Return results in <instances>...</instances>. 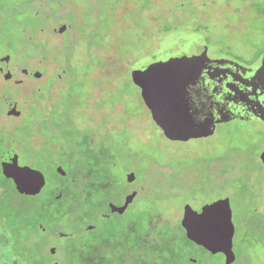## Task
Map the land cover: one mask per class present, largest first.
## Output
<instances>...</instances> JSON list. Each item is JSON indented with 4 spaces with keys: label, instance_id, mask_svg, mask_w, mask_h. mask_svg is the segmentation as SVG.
<instances>
[{
    "label": "rangeland",
    "instance_id": "1",
    "mask_svg": "<svg viewBox=\"0 0 264 264\" xmlns=\"http://www.w3.org/2000/svg\"><path fill=\"white\" fill-rule=\"evenodd\" d=\"M64 1L62 8L45 19L32 15L40 3L36 0H0V56L8 55L10 64L18 68L13 77L24 79L10 95L6 92L9 85L0 76V150L13 145L8 133L21 123V117L4 113L6 96L24 114H30L39 101L45 105L40 111L52 115L53 121L46 129L34 128L28 147L38 149L45 142L68 147L67 143L79 142L86 170L94 171L93 179H89L92 172L82 177L87 185L103 188L98 191L97 211L89 212L99 227H116V214L105 219L97 213L108 211L107 202L123 200L136 187L141 191L120 222L126 227L133 223L140 233L150 221V235L161 220H168L166 228L175 230L188 200L204 202L225 196L235 229L236 258L231 264H264V235L250 226L264 221V170L258 160L264 132L260 125L255 120L234 119L205 131L179 120L166 124L153 112L159 101L149 94L141 96L150 84L147 69L171 59L190 38L199 41L212 59L225 58L242 66L255 60L264 51V0ZM59 23L66 24L65 31L53 32ZM34 43L61 46L66 55L62 60L41 57ZM23 68L31 73L38 70L41 78L23 77ZM27 148L13 147L19 163L43 171L46 184L37 196L21 194L0 173V214L10 220L1 226L13 235V249L22 264H50L47 251L39 248L47 241L46 234L35 232L30 224L24 231L26 243L18 244L13 219L23 213L48 214L56 207L49 205L54 192L60 188L54 196L64 197L76 186L69 181L78 172L68 171L63 164L65 176H60L53 169L59 152L33 155ZM127 172L135 174L132 186L126 182ZM58 220L60 227L75 232L72 239L97 243L95 235L83 229L90 221L87 218L74 223L62 217ZM44 224L48 232L52 230V223ZM65 242L55 239L59 247ZM130 242L131 247L137 245ZM189 242L182 237L186 253L200 256ZM119 251L105 259L95 251L93 257L82 260L84 264L105 260L111 264L114 257V264H137L134 254L121 257ZM141 251L142 256H151L147 247ZM55 260L62 261V255Z\"/></svg>",
    "mask_w": 264,
    "mask_h": 264
},
{
    "label": "water",
    "instance_id": "2",
    "mask_svg": "<svg viewBox=\"0 0 264 264\" xmlns=\"http://www.w3.org/2000/svg\"><path fill=\"white\" fill-rule=\"evenodd\" d=\"M66 27L65 23H59L53 28V32L65 31ZM178 52L168 61L155 63L152 68L147 69L150 84L147 93L142 92L141 96L147 98L149 94L160 102L156 103L158 108L153 109L156 118L166 124H173L178 120L196 124L205 131L234 119L261 121L264 125V54L258 65L247 68L225 58L208 57L206 49L194 38H190ZM9 58L8 55H2L0 63L6 64ZM4 74L9 75V72ZM33 75L41 77L42 74L34 70ZM6 97L10 99L9 96ZM15 104L12 102L8 115L19 114ZM187 117L191 120L186 119ZM261 159L264 163V150ZM1 168L2 174L12 179L21 193L37 194L45 185L44 174L39 169L18 164V154L14 149L1 154ZM55 171L64 175L60 165L55 166ZM134 179L133 172L126 173L127 182ZM136 194V191L126 194L121 205L108 203L110 212L122 214ZM206 208L213 209L210 226L201 227L198 231L191 230L189 225L193 223L194 216H203ZM180 218V224L191 239L196 241L195 237L199 233L205 240L203 245L220 243L223 252L231 253L225 263L229 264L234 260V226L230 205L225 196L204 202L188 200ZM167 223L168 220H164L159 227ZM19 263L11 250L10 235L0 228V264Z\"/></svg>",
    "mask_w": 264,
    "mask_h": 264
},
{
    "label": "flooded vegetation",
    "instance_id": "3",
    "mask_svg": "<svg viewBox=\"0 0 264 264\" xmlns=\"http://www.w3.org/2000/svg\"><path fill=\"white\" fill-rule=\"evenodd\" d=\"M36 1L40 2L41 0H36ZM47 1H50V0H47ZM45 2H40L39 6L43 5ZM37 10H38L37 12H41V9H37ZM47 14H49L48 11H47ZM263 54H264V51L257 58H255V60H253V61L248 60V61H252V62L247 64L244 67L249 68V67H253V66L258 65L261 62ZM17 69H18L17 65L16 64H10L9 61L6 64L0 63V76L2 77V81L4 82V84L9 85V88L6 91L7 94L10 93V95H11L10 91L19 89V87L23 84V81H24L23 78H14L13 77V75H14L13 73L17 72ZM24 69L25 68L20 69V72H21L23 77L28 76V75L31 76V74H32V76L35 79L41 78V77H35L33 75L34 70L31 73V71L29 69H25L26 72H23ZM6 71L9 72V75L4 74V72H6ZM6 92L3 93V96L6 95ZM11 104H12V102L9 100L5 101L4 113L7 114L8 109L11 106ZM15 108L19 112V114L15 115V117H17V118L21 117V123L24 122V120L26 119L28 114H24V112L22 111V107L19 106L18 103L15 104ZM18 108H20V109H18ZM242 121H245V120H242ZM257 122L259 123L260 127L262 128V130L264 132L263 123L261 121H257ZM1 127L2 126L0 125V128ZM8 149H13V147L8 146V147H5L2 150H0V173L3 176V178L6 181H9V183H11L12 187L16 191H18L16 189L12 179L6 178L2 174L1 154L3 152L7 151ZM263 150H264V144L261 147V149L259 151V155H258L260 168L264 170V163L262 162V159H261V153L263 152ZM55 162H57V160H55L53 162L54 171H55L56 165H60L61 167L63 165L61 162H60L61 164L55 163ZM18 164L19 165H28V164L19 163V153H18ZM28 166L32 167L31 165H28ZM32 168H35V167H32ZM35 169H37V168H35ZM62 169L64 170L63 167H62ZM41 172L44 174L43 171H41ZM55 173H57V172L55 171ZM57 174L60 176H65V170H64V175L59 174V173H57ZM44 177H45V184H46V175L45 174H44ZM125 179H126V175H125ZM135 180L136 179H134L132 182H127V181L126 182L129 186H132V184L135 182ZM69 183H70V181H69ZM261 187L264 188V183H263V186L261 184ZM60 191H61V189L57 188V191H55V192L60 193ZM132 191H136L137 192L136 196H137L139 193L138 191H141V188L136 187ZM55 192H54V194H56ZM19 193H21V192H19ZM39 193L28 194V195L37 196V195H39ZM21 194H23V193H21ZM54 194L51 197V200L49 201L50 206L54 205L56 202L59 203V205H60V203H62V201H60L59 199L61 197L63 198V196H60V195L54 196ZM123 200H124V198H123ZM123 200H121V197H120L119 202L109 201V202H107L106 208H108V203H110V202H112L116 205H121L123 203ZM127 208H126V210H127ZM126 210L122 214H118L117 212H110V210L108 208L109 212L106 210L105 212L97 213V214H99L98 216L100 218H105V219H107L110 214H116L118 216V219L115 220L116 227L114 226L113 229L112 228H110V229L111 230L116 229V232L118 233L117 236H119V237H115L113 239H108V238L104 237V234L109 232L110 229L109 228L107 229V227H99L97 225V223L92 222V223H88V224L84 225L83 229L85 228L86 232L89 235H95V239L97 240V243L90 246L91 250L89 251V253H87L86 251L83 250V252L81 253V256H80L82 259L85 258L86 256H91V254L95 253V251L98 252L97 254H99L101 257L103 256L105 259L107 254H110V255L116 254L119 250H120L119 252H121L119 254V255H121V257H124L125 255H128V254H134L138 259L137 264H156V263H160V264L161 263L162 264H199V262H201V261H202V263L204 262L205 264H226L225 260H226L227 256H231V253L226 254L225 252H223L221 250L220 243H211V244H209L210 246L203 245L202 243L205 240L202 238V236L199 233L195 237L196 241L191 239L188 236L184 227L180 224L181 218L179 219L178 226L175 227V230L167 229L166 225H162L158 229H154L150 235V221H148V222H146L145 229L142 230V232H140V233H139V231L136 232L135 227L133 226V223L131 224L130 227H126V225H123L124 222H120L123 219V214L126 212ZM230 210H231V221H232V209H231V207H230ZM61 216H62L61 214H59V215L57 214L55 207L50 212H48V214H44L41 212L38 214H34L35 221H37V222H36L35 226H32V229L35 228L34 229L35 232L39 231V232H44L46 234L47 241L42 243L39 246V248L41 250L47 251V255H48L47 257L50 261V264H72V257H73L74 251L76 249V246H81V247H86V248L88 246L87 240H76V239L74 240V239H72L75 232L67 231L58 225V221H59L58 219H60ZM20 217H21V215L19 216V219H20ZM62 218H65V217H62ZM15 219H13L15 227H16L15 233H18V230H19L18 229V226H19L18 220L19 219L18 220H15ZM9 221L10 220L5 215L0 214V228L1 229H4L5 231H7V229H5V228H3V226H1V223L2 222L8 223ZM46 222L52 223V225H51L52 230L49 232L46 230V225L44 224ZM69 222L70 221L68 220V223ZM159 223H158V225H160ZM251 225L257 234H259L261 232L264 235V221L263 222L261 221L260 223L251 222L250 226ZM120 228H122V229L120 230ZM32 229H30V230L32 231ZM234 231H235V229H234ZM7 232L11 237V250H12L13 254L15 255V257L20 261L19 264H22L21 258L13 249V244L15 243V239H14L13 235L10 234L9 231H7ZM182 237H185L187 240L190 241L189 243L191 245H193V247L196 248V250H198L200 252V254H199L200 256H196V253L195 254L192 253L191 255L190 254L188 255L186 253V251H185L186 248L181 244ZM51 238H53L54 240L52 241ZM56 238L67 239L68 242H65L61 247H59L55 244ZM177 238H179L178 241H176ZM69 239H72V240L70 241ZM232 240H233V237H232ZM26 241H27V238L25 235L17 236L16 242L18 244L26 243ZM130 241L136 242L137 245L134 247H131ZM213 246H216V248H215L216 250H214ZM145 247L150 249V251L152 252L150 257H147L146 255L142 256L141 249L144 251ZM193 247H191V248L193 249ZM211 247H213V248H211ZM99 249H100V251H98ZM115 249H116V251H114ZM172 251H175L176 253L172 255L171 254ZM232 253L234 255V260L231 263H233L235 261V258H236L235 252L233 250V241H232ZM59 255H62V261L55 260V257L59 256ZM100 256H98V257H100ZM115 256H117V254ZM201 256H202V258H200ZM121 257H119V258L117 257V260L120 259ZM214 257H216V258H214ZM211 258H214V259H211ZM51 259H53V260L51 261ZM113 259H114V257L110 261L111 264H114L115 260H113ZM94 262H97L96 259ZM105 262H106V260H105ZM105 262L100 263V264H105ZM231 263H229V264H231Z\"/></svg>",
    "mask_w": 264,
    "mask_h": 264
},
{
    "label": "trees",
    "instance_id": "4",
    "mask_svg": "<svg viewBox=\"0 0 264 264\" xmlns=\"http://www.w3.org/2000/svg\"><path fill=\"white\" fill-rule=\"evenodd\" d=\"M65 3L64 0H50L46 1L43 5H40L37 9H41L42 14H37L40 12H37L36 10L35 14H32L34 17L35 16H43L45 19L51 18V15L56 13L60 8L63 7V4ZM53 5L55 8H53ZM47 11L49 14H47ZM43 20V19H41ZM24 41V40H23ZM22 45L23 42L21 43ZM35 52L40 55L41 57L44 58H50L53 57L56 59L59 58L62 60V57L64 59V56L66 55L65 51L63 48L60 46L58 49L52 48L51 46H44V45H39L37 43H34L32 45ZM65 73V69L63 70ZM41 102L36 101L35 107L32 106L31 108V113L28 114L27 118L24 120V122L20 123L19 126L14 127L13 129H10L9 131V136L8 139L9 141L12 142V146L9 147H14L18 146L20 148H27L28 147V139L34 134V128H41V129H46L50 127L51 124V116L49 113H42L40 111V108L42 107L40 105ZM43 104V103H42ZM45 110V109H44ZM2 128H0V133H2ZM1 136V134H0ZM79 142H75V144H69L67 143L66 145L68 147H65L63 145L58 146L57 143H47L45 142L40 148L38 149H30L29 147L27 148L31 154L33 155H39L41 153H44L45 151H55L59 152L58 153V158L57 161L61 162L64 164L63 166L67 168L68 171H77V177L75 179H70V184H75L76 186L70 187L68 189V192L66 195L59 200L62 201V203H55V208L57 211V214H61V217H65L67 220L76 222L77 220L79 221L80 219L84 220V218H87L88 221L85 224L92 223L91 221L92 217L90 216L89 212L91 211H97L98 209V204H100V200L98 198V191L103 190V188L97 189L94 185H87L86 179H84L82 176L85 173H91L89 175V179H93V174L94 171L92 169L91 172H88L85 168V163H84V156H83V147L78 144ZM56 145L55 149H52V147ZM66 148H68V152H66ZM62 153V154H61ZM60 157L61 160L60 161ZM94 164V163H93ZM92 164V165H93ZM107 200H111L107 199ZM114 200V199H113ZM111 200V201H113ZM60 217V218H61ZM19 218H17L18 220ZM18 234L19 235H24V231L29 227L31 224L32 226L36 225L35 218H34V213L31 215V213H23L18 220ZM113 229V227H111ZM118 233L116 232V229L114 230H109V232L104 234V237L108 239H113L117 236ZM88 242L91 241L90 239L87 240ZM93 245L88 244L87 248L86 247H81V246H76V249L74 251L73 257H72V264H84L81 256V253L86 251L89 253L91 250L90 246ZM90 257H93L92 254ZM95 260V258H93Z\"/></svg>",
    "mask_w": 264,
    "mask_h": 264
},
{
    "label": "snow or ice",
    "instance_id": "5",
    "mask_svg": "<svg viewBox=\"0 0 264 264\" xmlns=\"http://www.w3.org/2000/svg\"><path fill=\"white\" fill-rule=\"evenodd\" d=\"M189 121L191 120L190 117H187ZM213 209L206 208L204 209L203 216H194V221L191 225H189L190 229L193 231H198L201 227L210 226L211 222V215Z\"/></svg>",
    "mask_w": 264,
    "mask_h": 264
}]
</instances>
